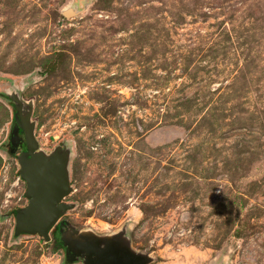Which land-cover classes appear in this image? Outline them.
<instances>
[{
	"label": "rangeland",
	"instance_id": "rangeland-1",
	"mask_svg": "<svg viewBox=\"0 0 264 264\" xmlns=\"http://www.w3.org/2000/svg\"><path fill=\"white\" fill-rule=\"evenodd\" d=\"M25 129L65 171L49 239L18 229ZM79 234L264 264V0H0V264H85Z\"/></svg>",
	"mask_w": 264,
	"mask_h": 264
},
{
	"label": "water",
	"instance_id": "water-1",
	"mask_svg": "<svg viewBox=\"0 0 264 264\" xmlns=\"http://www.w3.org/2000/svg\"><path fill=\"white\" fill-rule=\"evenodd\" d=\"M65 16L74 14V10L66 8ZM29 150L23 153L20 174L26 181L28 205L20 215L18 229L24 232L37 233L46 239L53 226L67 208L62 202L68 193L63 165L58 161L46 164L34 155L35 144L26 130ZM64 246L71 254V259L80 257L85 264H145V260L132 253L118 242L99 239L93 234H79L73 238H65Z\"/></svg>",
	"mask_w": 264,
	"mask_h": 264
},
{
	"label": "flooded vegetation",
	"instance_id": "flooded-vegetation-1",
	"mask_svg": "<svg viewBox=\"0 0 264 264\" xmlns=\"http://www.w3.org/2000/svg\"><path fill=\"white\" fill-rule=\"evenodd\" d=\"M68 255H70L71 256V254L68 252Z\"/></svg>",
	"mask_w": 264,
	"mask_h": 264
}]
</instances>
